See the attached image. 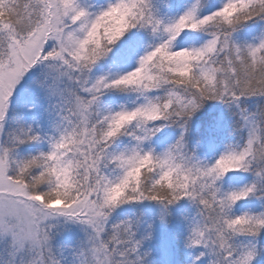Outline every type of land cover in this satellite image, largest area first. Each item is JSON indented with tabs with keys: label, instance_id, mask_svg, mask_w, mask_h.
I'll return each instance as SVG.
<instances>
[{
	"label": "snow or ice",
	"instance_id": "1",
	"mask_svg": "<svg viewBox=\"0 0 264 264\" xmlns=\"http://www.w3.org/2000/svg\"><path fill=\"white\" fill-rule=\"evenodd\" d=\"M0 264H264V0H0Z\"/></svg>",
	"mask_w": 264,
	"mask_h": 264
}]
</instances>
